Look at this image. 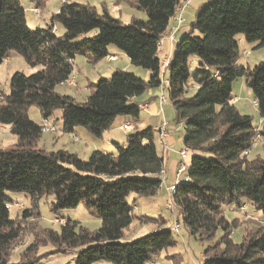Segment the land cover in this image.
Listing matches in <instances>:
<instances>
[{
  "label": "trees",
  "instance_id": "16d2710c",
  "mask_svg": "<svg viewBox=\"0 0 264 264\" xmlns=\"http://www.w3.org/2000/svg\"><path fill=\"white\" fill-rule=\"evenodd\" d=\"M46 1L29 0L38 9ZM124 1L146 17L123 23L104 8L64 0L45 26L30 28L19 0H0V64L7 54L16 53L28 65L40 66L31 74L14 71L8 92H0V126L16 136L15 143L0 148V264H43L41 255L46 253H72L70 264H148L175 244L166 219L137 216L134 199L127 200L130 194L154 196L160 185L164 161L152 127L130 132L126 144L115 143L113 152L95 149L83 158L65 149L40 147L43 132L27 113L36 106L41 117H49L60 109L63 133L83 127L94 137H101L116 116L138 117L140 103L132 98L161 86L159 41L180 0ZM238 36L255 48L264 46V0H209L196 10L164 70L173 122L182 121V143L192 151L187 179L178 184L173 202L186 232L208 242L201 264H264V226L245 230L235 242L232 232L238 219H228L223 210L226 204L239 208L250 203L264 215V156L243 154L258 133L264 139V123L258 128L252 116L231 103L232 84L242 79L264 118V61L251 68L237 66ZM110 45L149 77L115 69L90 83L83 101L55 89L72 72L77 55L95 64L109 54ZM194 62L198 68L192 72ZM6 191L29 196V205L14 217ZM47 195L53 197L51 212L83 204L99 218V227L91 230L74 219L65 220L58 230L40 227L38 203ZM136 218L156 229L123 240ZM26 231L34 238L17 261H10ZM45 243L53 246L51 253H38L37 247Z\"/></svg>",
  "mask_w": 264,
  "mask_h": 264
},
{
  "label": "rangeland",
  "instance_id": "374dc122",
  "mask_svg": "<svg viewBox=\"0 0 264 264\" xmlns=\"http://www.w3.org/2000/svg\"><path fill=\"white\" fill-rule=\"evenodd\" d=\"M19 1L22 7L24 8L26 23L30 28H35V27L45 26V24L49 22V18L51 17V15L58 10L59 6L64 0H47L46 5L43 9L40 8L38 9L33 7L29 2V0H19ZM67 1L88 3L92 6H95V8L98 11H101V9L104 8L111 16L120 19L123 23H128L133 17L143 18V19L146 17L144 11L136 9L135 7H131V5L124 0H67ZM33 9H36L38 15H35ZM61 31L62 29L60 28V26H58L57 32L61 33ZM93 33H95V31L90 32V34ZM246 43H247L246 41L239 43L241 53L236 64L237 66H249L251 68L258 62L264 61V46L260 48H255L254 44L251 46V45H247ZM109 47L115 49V47L112 45H110ZM75 58H76L75 66L77 65L80 68L79 76L75 79V81L76 82L78 81L81 87H88L86 89L87 91L85 92L89 93L88 85L91 82H95L99 77H101L100 76L102 74L101 68H103V66L107 64V62H105V60H101L100 62H97L95 64H91V63L88 64L84 62L85 66L82 67L80 61H83V57L77 55ZM124 61L128 63V69L124 67L126 64L124 63ZM116 63H117L116 66H118L119 68H123L127 71L134 72V74L141 77L143 76V71H145V69L136 66L134 64H131L128 57L125 55H121V56L118 55V59L112 63L107 64L108 65L107 67H109L110 65L114 66ZM8 67L15 69L13 71L10 70L9 72L11 73L8 72V74L4 75L0 79V92L4 91V93L5 92L7 93L9 90V83H8L9 77L14 71L24 72V74H31L40 68L39 65L38 66L28 65L23 59V57L20 55H18V59L15 62L9 64ZM190 67H191V71L193 72L196 68H198V64L194 62ZM83 68L85 70H83ZM85 76L87 79L85 78ZM56 89L61 93L68 92L74 95L75 99L78 101H83L85 97L88 95V93L87 95H84V93L82 92L83 90L79 93H75L74 87L68 88L64 84L57 85ZM249 91L245 86L244 82L242 81V79H238L234 81L232 84V96L233 97L237 96V100L234 104L239 109L240 112L253 117L254 125L261 126L262 123L264 122V119L260 118L256 107L253 106L252 104L253 96ZM192 92L193 91H190L189 94H192ZM165 105H167V107L170 106L169 102H167ZM27 113H28V117L31 120L40 123L42 117L39 113V109L36 106H30L28 108ZM60 114H61L60 109H55L52 113L54 118H56L55 123L57 125L61 124ZM173 120H174V115L171 114L170 121L173 122ZM259 121H261L260 124ZM130 128H131V124H129L128 130ZM45 135L46 133L43 132L41 137L43 138L45 137ZM15 141H16V136L10 132L9 127L6 125H2L0 127V148L8 147L13 143H15ZM157 148L158 151H160L159 145L157 146ZM89 154L85 155V157L83 158H87ZM257 154H259L260 156H264V139L260 138L259 141H257V143L250 149L249 157H254ZM5 195L8 199L7 205L9 208L10 217H14L17 213L20 212V210L23 207H27L29 205V196L24 192L6 191ZM52 199H53L52 195H47L41 197V199L39 200L38 207L40 210V218L38 220V224L40 227L58 230L60 224L65 222V220L67 219L77 220L78 222H80L81 225L91 230L99 227L100 225L99 218L89 213L88 210L83 206V204H79L75 208L60 210L56 213L51 212L49 208V202ZM133 199L135 201L134 202L135 206L138 208L137 211L134 210L133 212L137 216L146 215L151 218L161 216L163 218H167L168 219L167 222L170 225L172 224L173 218L171 217V213L168 212L165 209V207L163 208V206L160 204V201L158 199H156V202L154 204L149 205V203L146 202L147 201L146 197L137 196L135 194H130L127 197V200L130 202H132ZM239 209L235 203L226 204L223 206L224 214L228 219L230 220L234 218L238 219V226L232 232V238L235 242L241 241L242 235L244 234L245 230L247 229L255 230L261 225L264 226V215L261 213V211L255 210L250 205V203H248L245 210L242 209L239 210ZM153 227H154L153 224L140 222L138 221V218H136L125 230L123 240L127 241L136 238L138 236H141L147 232L152 231ZM157 228H161V227H157ZM217 233L218 235H220L221 232L218 231ZM33 234L32 233L30 234L29 232L26 231L21 235V238L16 243V246L13 247V252L11 253L10 256V261L14 262L18 260L19 258L18 253L31 243L32 239L34 238ZM172 236L175 239L174 246H170L166 250L162 251L160 254L154 256L155 257L154 260H157L158 262L157 264H195L198 262L200 263L201 258L202 259L204 258L203 250L208 242L200 241L197 238L189 235L182 224L180 226L179 232L172 233ZM36 250L38 251V253L40 252L41 254H43L53 250V246L50 243H45L43 245L42 244L39 245ZM50 253L51 252H49V254ZM167 254H168V258L164 256ZM41 257L43 264H70L72 263L73 260L72 253H58L52 255H48L46 253L41 255ZM93 264H111V263L99 261Z\"/></svg>",
  "mask_w": 264,
  "mask_h": 264
},
{
  "label": "crops",
  "instance_id": "0c3cea01",
  "mask_svg": "<svg viewBox=\"0 0 264 264\" xmlns=\"http://www.w3.org/2000/svg\"><path fill=\"white\" fill-rule=\"evenodd\" d=\"M184 1H187V4L182 8L181 13H180V17L182 19L181 23L178 25V23L175 20H173V18H171L170 24L165 31V33H167L168 31H171L173 29L172 32H174V34L172 38H168V39L165 38L162 46L158 50L157 55L159 56L161 60L165 58L169 60L172 57L175 44L178 38L181 36V34H184L185 32L188 31L189 24L194 19L196 10L202 4L206 3L209 0H180V3H183ZM238 41L239 43H241L245 40L243 36H238ZM246 44L252 46L254 43H246ZM108 52H109L108 54L109 56L115 57V58L110 59V57H105L104 59H102V60H105L107 64L116 61L118 59V55L119 56L124 55L122 52L114 48H110V47L108 48ZM17 59H18V54L16 53H9L6 55V61L0 64V79L4 75L8 74L10 70L13 71L15 69V68H10L8 66L9 64L15 62ZM75 61H76V58L73 59L74 70L76 72V77H75L76 79L79 76L80 68L77 65L75 66ZM84 62L89 64L86 58L83 57V61H80V63L82 64V67L85 66ZM124 63H126L124 67L128 69V63L125 61ZM107 64H105L103 68H101L102 74L100 76L108 77L115 69L119 68L118 66H116L117 63L114 66L110 65L109 67H107L108 66ZM83 70L85 69L83 68ZM142 77L147 79L149 77V72L146 70L143 71ZM61 84H64L68 88L74 87L75 93H79L82 90H83L82 92L84 93V95H87L88 93V92H85L87 91L86 89L88 87H81L78 81L76 82V86H68L65 83H61ZM159 93H160L159 89H148L141 95L132 98V101L147 105L146 109L144 110L140 109L137 118H134L128 115L116 116L111 126L109 127V129L104 131L101 137L92 136L83 127H75L72 132H64V133L62 132V134H57V135H53V134L46 132L45 137L43 138L41 137L39 141V146L42 148H46L47 150L65 149L70 152H75L77 155L81 157H85V155L89 154L92 150H95V149L113 152L115 143H118L121 145L126 144L127 134H129L130 132H133L134 130H139V129L150 126L156 131V146L159 145L160 151L158 152L161 154L163 158L164 170L166 172V175H165L164 181L162 182V187L159 190V192L156 193L154 196L146 197L147 198L146 202H148L149 205H152L156 202V199H158L160 201V204L164 208V202L166 200V193H167L166 185H168L170 182L173 183L175 181L174 174L178 167V163L180 161V155L178 151L181 148H183L184 145L182 143L183 129L182 127L177 128L175 123L170 121L171 114H173L172 107L171 105L168 107L167 105H165L167 102H169L168 100L163 103L159 102V99L157 97ZM236 100H237V96L232 97L231 103L234 104ZM125 122H128L129 124H131V128L129 130L121 129L120 126ZM162 122H166V125H167L166 134L164 136L165 144H162L159 140V137H160L159 127ZM56 126L58 127V129L62 130V123L60 125L56 124ZM74 137H76V139H74ZM190 158H191V155H190ZM190 158H188V161L190 160ZM134 208H135L134 210L136 211L138 210V208L135 205H134ZM164 219L168 220L167 218H164ZM166 225L169 226L170 224L167 222ZM154 229H155V226L153 227L152 231ZM164 256L168 258V254ZM154 262H156V264L158 263L157 260H154ZM198 263H195V264H198Z\"/></svg>",
  "mask_w": 264,
  "mask_h": 264
},
{
  "label": "built area",
  "instance_id": "2783aa9c",
  "mask_svg": "<svg viewBox=\"0 0 264 264\" xmlns=\"http://www.w3.org/2000/svg\"><path fill=\"white\" fill-rule=\"evenodd\" d=\"M186 4H187V1H184L183 3H179L175 8L174 15L172 18L178 23V25L182 21V19L180 17L181 10ZM33 12L35 13V15H38L36 9H33ZM172 31H173V29L171 31H168L167 33L163 34L161 40L159 41L158 50L162 46L165 38L168 39V38L173 37L174 32H172ZM106 57H110V59L115 58V57H111L109 55H107ZM2 61L3 62L6 61V57H4ZM167 63H168V60L166 58L161 60L160 73H161L162 78H161V86L159 88L160 93L157 96L160 103L167 101V97L163 92L164 91V89H163L164 85L168 84V80L166 79V77L164 75V70H165V66L167 65ZM72 65H73L72 72L67 77V79L63 82L65 84H67L68 86H75L76 85V81H75L76 72L74 70L73 61H72ZM252 104H253V106L256 107V101L255 100H252ZM146 106L147 105L139 104V108L143 109V110L146 109ZM260 123H261V121H259V124ZM182 124H183L182 121H178L175 123L177 128L182 127ZM39 125L41 127L42 132H45V133L47 132V133H50L53 135L62 134V130L58 129V127L56 126L55 119L53 118V116L42 117ZM120 127L122 130H128L129 123L125 122ZM259 127H260V125H258V128ZM166 130H167L166 122H162L160 127H159V134H160L159 140L162 144H165L164 136L166 134ZM260 138H261V135L258 133L252 141V147L257 143V141H259ZM74 139H76V137H74ZM191 152H192L191 149L188 147H185V146L178 151V153L180 155V161L178 163V167H177L175 174H174L175 181L173 183L170 182L168 185H166L167 193H166V200H165L164 207L168 212L171 213V216L173 218L172 224L168 226V229L172 233H178L180 226H181V221L179 220V217H178V214H177L174 202H173V195L176 192L178 184H180L181 182H183L187 179L186 170H187L188 163H189L188 158H189V155ZM249 153H250V149L245 150L243 152L244 155H248ZM165 175H166V172L163 168L158 175V177L160 179V185L158 187L157 193L159 192V190L162 187V182L165 179ZM247 205H248V203H243L239 208L242 210H245ZM157 229L159 230L160 228H157ZM203 260H204V258L203 259L201 258L200 264L202 263ZM148 264H156V262H154L152 259L148 262Z\"/></svg>",
  "mask_w": 264,
  "mask_h": 264
}]
</instances>
